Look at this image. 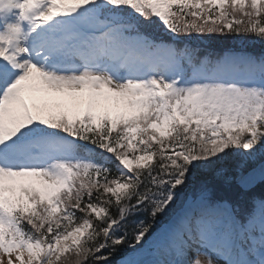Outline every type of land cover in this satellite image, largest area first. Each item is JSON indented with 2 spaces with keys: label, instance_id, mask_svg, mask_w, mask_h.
Returning a JSON list of instances; mask_svg holds the SVG:
<instances>
[{
  "label": "snow or ice",
  "instance_id": "snow-or-ice-1",
  "mask_svg": "<svg viewBox=\"0 0 264 264\" xmlns=\"http://www.w3.org/2000/svg\"><path fill=\"white\" fill-rule=\"evenodd\" d=\"M213 36L264 0H0V264H264V53Z\"/></svg>",
  "mask_w": 264,
  "mask_h": 264
},
{
  "label": "trees",
  "instance_id": "trees-1",
  "mask_svg": "<svg viewBox=\"0 0 264 264\" xmlns=\"http://www.w3.org/2000/svg\"><path fill=\"white\" fill-rule=\"evenodd\" d=\"M201 47L213 53H222L226 49L244 50L257 56L264 53V44L250 37H205L204 44Z\"/></svg>",
  "mask_w": 264,
  "mask_h": 264
}]
</instances>
